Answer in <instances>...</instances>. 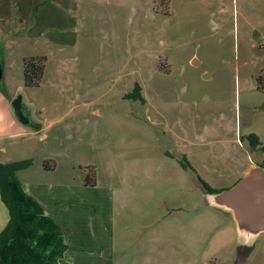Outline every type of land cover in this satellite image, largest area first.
<instances>
[{"label":"rangeland","instance_id":"rangeland-1","mask_svg":"<svg viewBox=\"0 0 264 264\" xmlns=\"http://www.w3.org/2000/svg\"><path fill=\"white\" fill-rule=\"evenodd\" d=\"M66 1L57 43L4 36L8 90L12 99L23 94L43 129L0 140V159L33 160L19 179L55 218L70 220L74 229L63 228L72 255L264 264V233L254 247H239L232 214L210 205L181 163L186 157L221 190L251 164L264 166V150L248 139L255 133L264 145V0ZM40 22L41 31L52 23L47 13ZM22 54V66L28 55L47 56L39 85L9 66H21ZM137 83L145 102L127 97ZM97 176L98 188L81 187ZM102 193L114 201L100 227L84 211L104 209Z\"/></svg>","mask_w":264,"mask_h":264},{"label":"crops","instance_id":"crops-1","mask_svg":"<svg viewBox=\"0 0 264 264\" xmlns=\"http://www.w3.org/2000/svg\"><path fill=\"white\" fill-rule=\"evenodd\" d=\"M65 2L67 1L66 0H61V1L0 0V46L6 49V46H4L3 44V42H5L4 36L7 35L9 32H13L16 36L22 35L27 39H31L32 41H34L35 45H37L41 41H47L50 44L57 43V41L59 40H57L56 31L54 30L55 28L54 26L57 21V14L59 13L60 19L63 20L64 18L67 17L66 16L67 10L70 9V4L67 5ZM33 3L35 4L34 8H33ZM35 9L36 12H34ZM44 13H47V19H49L52 23L51 24L47 23L44 26V28L46 27V31H41L42 29L40 26L41 25L40 21ZM60 45H64V43ZM35 51L37 52V50ZM27 52H31V50H28ZM27 52L26 54H30ZM0 53L1 56L3 57V61L0 59L2 62V70H3V76L2 78H0V104H1L0 108L1 106L5 105V109H6L4 122H0V127H4V126L11 127V130H8V132L0 133V140L7 137L24 135L28 133V130L31 129H35L34 131H36V129L37 130L43 129L39 121H37L39 127L31 128V126L24 125L16 118L11 106V102L13 100L12 96H14V94L11 96L7 87L9 83L8 80L6 79L5 60L7 59L8 57L7 55H9V53L8 50H0ZM24 55L22 54L21 66H19V61L16 62L10 61L9 66L13 69H15L14 67H16L18 72H19V68L21 67L20 71L23 72L24 65L22 66V59L24 58ZM28 56H34V54ZM35 56H45V55H35ZM45 57L47 59V56ZM2 79L4 83L1 82ZM2 118L3 117H0V119ZM2 150L7 151V147L5 146L2 147ZM0 162H5V161H2L0 159ZM191 165L193 169L188 170L185 169L184 167L183 169H185V171L187 170L188 178H190V176L193 175L198 176L196 185L200 190L201 181L199 178V174L196 173L195 166L193 164ZM193 181H194V176H193ZM81 187L82 188L85 187L86 189L90 187L98 188L99 187L98 176L95 177L94 179L85 180L84 183L81 184ZM23 189L26 192V194H28V196L30 197V200H29V204L25 203L22 214L24 221L29 225H31L32 230L28 236L19 234L17 238L16 255L13 254L12 264H114V260H112L109 253L108 255L110 257L103 255L102 253H100V251H96V250L88 251V252L82 251L81 255L73 256L71 252L73 245L69 241V239H67L66 232L63 228V224H64L69 230L74 229L70 220L65 219V221H62L55 218L54 215H52L51 211L48 210L45 205H42L43 203L42 204L39 203L37 198L35 199V196L32 193H30L28 189L27 190H25V188ZM110 198H111V202L112 199L114 201V197L112 198L109 193H106V196L102 193L100 194V208H102V206L105 208L100 210L96 208L94 211H84L85 216L88 218V223L92 224V220H94V222L101 227L103 223H105V221L109 219L110 216L112 217L111 213L106 211V207H109L107 206L106 202ZM111 202L110 205L112 208H114V202L113 203ZM88 204L89 202L87 203V205ZM1 205L2 204L0 202V211L3 207ZM99 214H100V218L99 217L97 218ZM8 219H9V212L7 218L3 222H0L1 223L0 232L5 227ZM72 234H77V233H72ZM99 241L100 240L95 239V242H99ZM107 242H109L108 239ZM80 246L83 247V245ZM92 252H96V253L88 254Z\"/></svg>","mask_w":264,"mask_h":264},{"label":"trees","instance_id":"trees-1","mask_svg":"<svg viewBox=\"0 0 264 264\" xmlns=\"http://www.w3.org/2000/svg\"><path fill=\"white\" fill-rule=\"evenodd\" d=\"M45 56H32L25 60L24 76L27 86L39 85L44 73ZM259 88L264 86L259 85ZM128 98L146 101L142 94V87L137 83L132 92L127 94ZM248 139L252 146L264 150V145L255 133H250ZM181 163L185 169H193L191 163L186 157H183ZM33 164L31 158L16 160L11 162H0V196L8 209L9 219L5 227L0 232V264H12L13 253L17 247V238L19 234L28 236L32 230L31 225L26 223L23 218L25 203L29 204L30 197L23 189L22 183L18 177V171L29 168ZM48 168H52L47 166ZM202 185L209 191H219L221 189L213 188L207 181L200 176ZM14 243L12 246L10 244ZM10 245V246H9Z\"/></svg>","mask_w":264,"mask_h":264},{"label":"water","instance_id":"water-1","mask_svg":"<svg viewBox=\"0 0 264 264\" xmlns=\"http://www.w3.org/2000/svg\"><path fill=\"white\" fill-rule=\"evenodd\" d=\"M3 76L0 60V78ZM16 118L24 125L32 126L29 106L23 94L11 102ZM25 117L27 120L23 119ZM39 127V124L35 127ZM207 202L232 214L238 236V246L254 247L264 233V166L253 163L244 175L231 187L209 191L201 183Z\"/></svg>","mask_w":264,"mask_h":264},{"label":"flooded vegetation","instance_id":"flooded-vegetation-1","mask_svg":"<svg viewBox=\"0 0 264 264\" xmlns=\"http://www.w3.org/2000/svg\"><path fill=\"white\" fill-rule=\"evenodd\" d=\"M28 112L30 113V117H31V120H32V126H31V128H35L37 125H38V122L37 121H33V114H32V112H31V109H30V107H29V110H28ZM23 119L26 121L27 119L25 118V117H23Z\"/></svg>","mask_w":264,"mask_h":264},{"label":"built area","instance_id":"built-area-1","mask_svg":"<svg viewBox=\"0 0 264 264\" xmlns=\"http://www.w3.org/2000/svg\"><path fill=\"white\" fill-rule=\"evenodd\" d=\"M262 44H263V46H264V40H263Z\"/></svg>","mask_w":264,"mask_h":264}]
</instances>
